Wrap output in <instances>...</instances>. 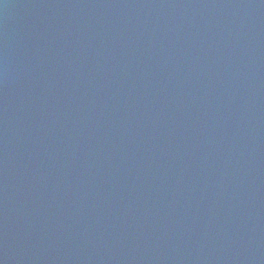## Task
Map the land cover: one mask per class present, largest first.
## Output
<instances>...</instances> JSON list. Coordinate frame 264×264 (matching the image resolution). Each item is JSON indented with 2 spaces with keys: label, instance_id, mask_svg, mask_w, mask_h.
Here are the masks:
<instances>
[{
  "label": "water",
  "instance_id": "95a60500",
  "mask_svg": "<svg viewBox=\"0 0 264 264\" xmlns=\"http://www.w3.org/2000/svg\"><path fill=\"white\" fill-rule=\"evenodd\" d=\"M0 264H264V0H0Z\"/></svg>",
  "mask_w": 264,
  "mask_h": 264
}]
</instances>
